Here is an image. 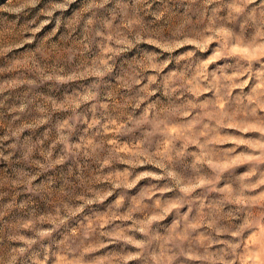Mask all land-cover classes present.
I'll return each mask as SVG.
<instances>
[{"label": "rangeland", "instance_id": "374dc122", "mask_svg": "<svg viewBox=\"0 0 264 264\" xmlns=\"http://www.w3.org/2000/svg\"><path fill=\"white\" fill-rule=\"evenodd\" d=\"M0 264H264V0H0Z\"/></svg>", "mask_w": 264, "mask_h": 264}]
</instances>
